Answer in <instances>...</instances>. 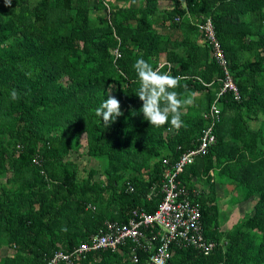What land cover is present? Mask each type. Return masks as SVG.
I'll list each match as a JSON object with an SVG mask.
<instances>
[{
  "label": "trees",
  "instance_id": "16d2710c",
  "mask_svg": "<svg viewBox=\"0 0 264 264\" xmlns=\"http://www.w3.org/2000/svg\"><path fill=\"white\" fill-rule=\"evenodd\" d=\"M207 19L241 100L219 98L215 145L179 177L214 248L173 247L168 264H264V0H0V264H46L106 221L157 209L162 160L197 146L224 78L212 45L198 43ZM141 58L179 77L181 99L196 93L178 130L152 127L140 112ZM109 94L123 114L107 126L95 110ZM71 154L99 169L81 176ZM217 180L235 204L254 202L230 229L219 220ZM129 248L71 264H133ZM149 256L139 252L136 264Z\"/></svg>",
  "mask_w": 264,
  "mask_h": 264
},
{
  "label": "built area",
  "instance_id": "2783aa9c",
  "mask_svg": "<svg viewBox=\"0 0 264 264\" xmlns=\"http://www.w3.org/2000/svg\"><path fill=\"white\" fill-rule=\"evenodd\" d=\"M199 29L203 34L202 42L207 41L212 45V53L225 74L220 80L221 85L216 93V99L208 110L211 123L201 132L197 146L181 153L173 162L166 158L162 160L160 183L162 200L157 209L150 214L133 210L126 223L106 221L96 234L90 236L88 242L81 243L70 253L54 252L46 264H71L78 257L85 258L86 253L106 250L121 252L126 245H130L129 257L133 264L139 262V252L150 254L148 259L150 264H168L173 255V247L193 246L204 255H208L214 248V243L205 239L203 235L200 205L190 201L191 193L181 183L179 177L197 157L207 154L209 148L215 145L214 126L220 119L217 104L219 98L229 93L234 101H240L241 95L226 70V60L215 38L210 19L200 24ZM114 55L116 58L120 56L117 50L114 51ZM129 189L132 190L130 186Z\"/></svg>",
  "mask_w": 264,
  "mask_h": 264
},
{
  "label": "clouds",
  "instance_id": "9594fccd",
  "mask_svg": "<svg viewBox=\"0 0 264 264\" xmlns=\"http://www.w3.org/2000/svg\"><path fill=\"white\" fill-rule=\"evenodd\" d=\"M6 7H11L12 0H4ZM136 72L139 88L136 96L142 102L140 112L144 119L152 127H161L165 124L179 129L183 121L181 109L194 103L196 93H188L181 99L175 89L179 86V77H173L170 73L161 72L144 59H137L133 64ZM12 100L19 99L16 90L10 93ZM95 114L101 117L105 125L109 126L115 118L121 116L120 102L115 96L109 94L108 98L96 108Z\"/></svg>",
  "mask_w": 264,
  "mask_h": 264
},
{
  "label": "rangeland",
  "instance_id": "374dc122",
  "mask_svg": "<svg viewBox=\"0 0 264 264\" xmlns=\"http://www.w3.org/2000/svg\"><path fill=\"white\" fill-rule=\"evenodd\" d=\"M160 6H165L163 2L160 3ZM161 33L165 32V29H160ZM70 159H73L79 167L80 170V175L81 176H86L87 175V169L89 168H93V169H99V163L98 161L94 160V159H90L88 158L86 155H80L78 156L77 154H71ZM99 178H101V176H99ZM96 179H98V176L96 177ZM102 179V178H101ZM220 181H216V191H218L219 187H221L222 189H226L225 185H219ZM228 185V184H227ZM203 186V185H202ZM225 195V199L224 200H220L225 202L227 205H225L226 207L230 206V207H235V201L237 199V195H232L229 191H225L224 192ZM217 197L218 198H222L218 195L217 193ZM253 202V201H252ZM252 202H248L247 205H243L242 207L246 206L245 208H238V209H231V210H227V208H222L224 209L223 211L221 210L220 206H219V220L223 221V217L224 216H228L227 219H225V221L223 222V227L222 229H230L232 226H235L240 220L241 217L243 216L244 212L250 211L252 206ZM239 204H236V206H238ZM6 253V249L2 248L0 249V257L4 256Z\"/></svg>",
  "mask_w": 264,
  "mask_h": 264
},
{
  "label": "crops",
  "instance_id": "0c3cea01",
  "mask_svg": "<svg viewBox=\"0 0 264 264\" xmlns=\"http://www.w3.org/2000/svg\"><path fill=\"white\" fill-rule=\"evenodd\" d=\"M198 43L199 44H202V40H198ZM197 188H200L199 186H197ZM227 189V188H226ZM226 189L224 188V189H222L221 187H219V189H218V191H216V196H217V193H218V195L220 196V197H222V198H218L219 199V201H218V205L220 206V208H221V210L223 211L224 209H222V208H227V210H231V209H238V208H245L246 206H244V207H242L244 204L242 203L241 205L239 204L238 206H236V204H235V207H230V206H228V207H226L225 205H227L225 202H223V201H220V200H224L225 199V195H224V192L226 191ZM251 203V202H250ZM253 203L254 202H252V204H251V206H253ZM248 212V211H247ZM244 213H246V212H244ZM227 217L228 216H226V219H227Z\"/></svg>",
  "mask_w": 264,
  "mask_h": 264
}]
</instances>
